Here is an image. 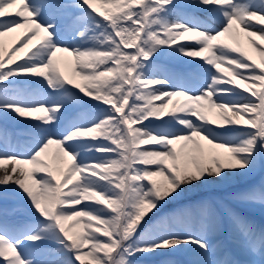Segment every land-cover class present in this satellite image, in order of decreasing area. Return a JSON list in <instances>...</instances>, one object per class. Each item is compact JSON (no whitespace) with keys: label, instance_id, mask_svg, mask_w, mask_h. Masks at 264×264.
<instances>
[{"label":"snow or ice","instance_id":"6c2138e0","mask_svg":"<svg viewBox=\"0 0 264 264\" xmlns=\"http://www.w3.org/2000/svg\"><path fill=\"white\" fill-rule=\"evenodd\" d=\"M258 171L264 0H0V264H264V228L185 202Z\"/></svg>","mask_w":264,"mask_h":264},{"label":"rangeland","instance_id":"374dc122","mask_svg":"<svg viewBox=\"0 0 264 264\" xmlns=\"http://www.w3.org/2000/svg\"><path fill=\"white\" fill-rule=\"evenodd\" d=\"M11 43L10 45H12ZM248 49V47H247ZM250 52L251 49H248ZM254 55L255 53L252 52ZM257 58V62H259V57ZM58 62L63 69L64 67L70 65V58L64 56L63 54H58ZM69 73V70L65 69ZM179 99V98H177ZM171 107V106H170ZM213 118H216L217 113L213 111L211 113ZM264 179V172L258 171L257 173L248 176V177H239L235 180L231 181L229 184L215 188V189H199L190 194L185 202H196L199 200H212L214 202H220L225 205L227 208L232 209L233 211L245 216V218L255 219L258 224H262L264 227V207L258 204H244L240 203L232 197L235 194L244 192L254 186H258L261 180ZM9 206H12V202H9ZM213 243L224 247L226 250L230 251L233 254V257L239 260H246L248 257L243 256L240 254L236 244L233 242L232 234H231V227L228 221L227 216L222 215V227L219 233L213 237ZM172 259L182 262H185L188 259L186 254H177Z\"/></svg>","mask_w":264,"mask_h":264},{"label":"bare ground","instance_id":"6f19581e","mask_svg":"<svg viewBox=\"0 0 264 264\" xmlns=\"http://www.w3.org/2000/svg\"><path fill=\"white\" fill-rule=\"evenodd\" d=\"M13 12L15 11V9L12 10ZM23 32V30H20L16 33H12L9 36L4 38V43H5V47H9L11 43H14L16 41V39L18 37H20L21 33ZM234 37L236 40H238L240 42V44L245 47L247 49L248 45H247V41L246 38H244L242 35L238 34V33H234ZM183 42V41H182ZM251 54L254 56V58L257 60L256 56L251 52ZM188 59V58H186ZM199 62V61H196ZM65 69L69 70L70 65L64 67ZM65 69H63V71L67 72ZM241 215V214H240ZM243 216V215H242ZM245 217V216H243ZM248 221L252 222L258 229L259 228H264L262 224H258L257 221H255V219H251V218H246Z\"/></svg>","mask_w":264,"mask_h":264}]
</instances>
